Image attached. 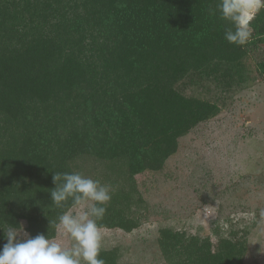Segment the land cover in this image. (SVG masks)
<instances>
[{
    "label": "trees",
    "instance_id": "1",
    "mask_svg": "<svg viewBox=\"0 0 264 264\" xmlns=\"http://www.w3.org/2000/svg\"><path fill=\"white\" fill-rule=\"evenodd\" d=\"M218 2L0 0V224L55 238L52 175L75 170L115 188L102 228L142 225L137 176L264 77V10L241 47L209 15ZM216 233L163 226L156 240L166 264H245L248 230ZM100 256L134 264L119 246Z\"/></svg>",
    "mask_w": 264,
    "mask_h": 264
},
{
    "label": "rangeland",
    "instance_id": "2",
    "mask_svg": "<svg viewBox=\"0 0 264 264\" xmlns=\"http://www.w3.org/2000/svg\"><path fill=\"white\" fill-rule=\"evenodd\" d=\"M225 95L223 111L181 137L160 172L137 176L142 225L130 233L102 228L103 248L119 246L121 259L134 264H166L156 240L160 227L209 235L215 243L222 220L254 211V222L241 227L229 220L230 229L248 230L245 264H264V77Z\"/></svg>",
    "mask_w": 264,
    "mask_h": 264
},
{
    "label": "clouds",
    "instance_id": "3",
    "mask_svg": "<svg viewBox=\"0 0 264 264\" xmlns=\"http://www.w3.org/2000/svg\"><path fill=\"white\" fill-rule=\"evenodd\" d=\"M264 10V0H219L209 15L226 23L224 39L237 46H246L256 37L252 22ZM55 185L50 190L51 205L60 210L50 225L58 238L37 234L30 237L22 227L7 225L4 229L6 243L0 247V264H106L100 256L106 234L102 221L115 193V188L99 179L86 176L81 171L60 172L52 175ZM217 211L209 210L210 215ZM252 223L254 211H239L222 220L220 227L228 235L230 223ZM244 227V223H240Z\"/></svg>",
    "mask_w": 264,
    "mask_h": 264
}]
</instances>
